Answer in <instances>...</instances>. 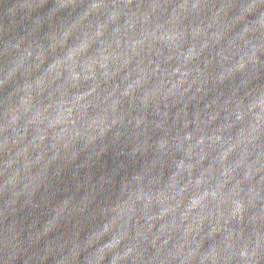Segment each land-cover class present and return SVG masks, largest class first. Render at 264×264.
Returning a JSON list of instances; mask_svg holds the SVG:
<instances>
[{
	"label": "clouds",
	"instance_id": "1",
	"mask_svg": "<svg viewBox=\"0 0 264 264\" xmlns=\"http://www.w3.org/2000/svg\"><path fill=\"white\" fill-rule=\"evenodd\" d=\"M0 264H264V0H0Z\"/></svg>",
	"mask_w": 264,
	"mask_h": 264
},
{
	"label": "water",
	"instance_id": "2",
	"mask_svg": "<svg viewBox=\"0 0 264 264\" xmlns=\"http://www.w3.org/2000/svg\"><path fill=\"white\" fill-rule=\"evenodd\" d=\"M107 161L108 164V168L111 169L114 165L112 164V156L108 155L107 157L104 158ZM103 162V161H102ZM94 171L97 172V174H99V165L97 166L96 169H94Z\"/></svg>",
	"mask_w": 264,
	"mask_h": 264
}]
</instances>
